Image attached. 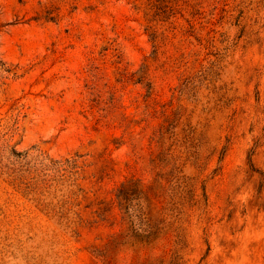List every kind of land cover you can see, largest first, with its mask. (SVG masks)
Listing matches in <instances>:
<instances>
[{"label": "rangeland", "instance_id": "obj_1", "mask_svg": "<svg viewBox=\"0 0 264 264\" xmlns=\"http://www.w3.org/2000/svg\"><path fill=\"white\" fill-rule=\"evenodd\" d=\"M0 264H264V0H0Z\"/></svg>", "mask_w": 264, "mask_h": 264}]
</instances>
